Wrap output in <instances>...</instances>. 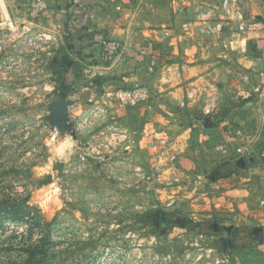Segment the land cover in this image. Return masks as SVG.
<instances>
[{
	"label": "rangeland",
	"instance_id": "rangeland-1",
	"mask_svg": "<svg viewBox=\"0 0 264 264\" xmlns=\"http://www.w3.org/2000/svg\"><path fill=\"white\" fill-rule=\"evenodd\" d=\"M42 1L34 13L38 0H0V200L26 198L48 225L3 219L0 264H264L252 234L262 229L264 239V155L237 140L227 164L251 178L245 192L226 193L219 175L221 135L251 121L244 102L256 84V39L249 35L264 0H242L244 31L232 21L214 30L215 0H192L177 12L165 0H142L133 25L166 17L176 42L152 54L136 40L142 59L125 80L109 67L117 53L105 58L101 43L86 40L75 47L67 21L50 20ZM103 39L119 51L116 38ZM134 89L144 92L134 103L118 98ZM204 116L221 121L217 131L201 125L203 136L217 137L187 140ZM68 136L73 148L54 157L51 149ZM247 215L253 219L243 226ZM44 230L48 250L34 260L29 248H41Z\"/></svg>",
	"mask_w": 264,
	"mask_h": 264
},
{
	"label": "crops",
	"instance_id": "crops-1",
	"mask_svg": "<svg viewBox=\"0 0 264 264\" xmlns=\"http://www.w3.org/2000/svg\"><path fill=\"white\" fill-rule=\"evenodd\" d=\"M165 1H167V4L172 8L171 10H173V12L182 9L187 3L189 4L188 7H192V0ZM213 1L214 0H208V2H212L210 4H213ZM38 2L45 3L42 0H38ZM46 2L48 7L47 10H49L48 17H50V20L58 21V19H60L61 21H67L66 29L70 32V43L75 47L83 44V41L85 40L90 42L91 47L99 46L101 38H116L119 41L121 47L114 56V59L110 62L109 67L112 72L119 74L123 80L133 79L135 72L137 71V64L142 59V51L133 49L136 40L140 39L138 42L145 46L144 50L150 51L152 54H156L157 51L162 53L164 50L170 49L172 42H176L172 41L174 39L173 35L169 37V32L173 31L174 28L171 21L166 19V17L161 21H157L156 24L154 22L145 27L143 25H140V27H135V25H133L135 23L133 20H136L135 15L143 11L144 5L142 4V0H46ZM254 16L252 26L255 31L251 32L249 36H253V39H256V42L252 41L253 48L256 51V54L253 57V63L256 64L255 71L253 72V76H256V84L248 88L251 92V98L244 102L245 108L248 109L247 119L248 115H250L249 118L251 121L246 123V126H241L240 130L232 128L231 131L227 130V136L222 134L221 129H218L223 138V142H220L219 144L221 152L219 157H221L222 160H225L220 168L219 175L224 176L223 182L226 183L228 187L226 193L231 194L238 192L239 189L242 190L247 188L250 184L249 180L251 179L249 177L239 178L238 171H235L238 170L234 167L235 165L232 164V162L227 164V160L230 157L235 156L238 149L236 147L237 140H244L243 144L245 145H243V148L250 146L255 155H264V149H261V138H264V8H255ZM60 28L62 27L60 26ZM138 47L140 48V46ZM159 52H157V54ZM158 60L159 59L156 61ZM257 64H261V67ZM125 68L127 69L125 70ZM209 119L210 117L204 116L194 120L192 128L189 130V134H186L187 140L192 137L197 138L198 136L200 140L202 139L200 138L203 136L201 133V125L205 127V129L217 131V124L221 123V121L211 123ZM227 126H232L231 122H228V120ZM234 132L238 134L240 133V136H235L233 134ZM204 136L211 140L217 137L216 134L210 137L207 135V132H205ZM244 170H248L247 166H245ZM241 180L245 181L243 182ZM245 196L247 195L245 194ZM262 197H264V194ZM261 202L264 204V199L261 200ZM239 205L241 210L243 209L242 213H244V208L248 206V203H239ZM252 210L253 209L245 210V213ZM258 212L261 213L259 210ZM242 217L243 221L241 223L244 224L243 226H248V223H251L250 218L253 219L248 215L247 217ZM258 221L262 222L261 226L264 228V219L259 217ZM255 240L257 241L256 244L259 245L258 248L261 249L259 255L264 262L263 235L261 241H259V239Z\"/></svg>",
	"mask_w": 264,
	"mask_h": 264
},
{
	"label": "built area",
	"instance_id": "built-area-1",
	"mask_svg": "<svg viewBox=\"0 0 264 264\" xmlns=\"http://www.w3.org/2000/svg\"><path fill=\"white\" fill-rule=\"evenodd\" d=\"M217 1L214 7H211L212 13L216 10L220 13V19L216 22L214 30H221L225 25L229 24V21L235 23L239 29L245 30L244 24V15L241 9V2L242 0H215ZM43 4L37 2L34 4L33 12L40 11L42 9ZM103 56L105 58H111L113 55L117 53L118 44L113 40H105L100 39ZM138 85L135 84V87ZM118 98L121 100H128L131 103H134L138 99L142 98L144 92H140L139 90H131V91H121L117 92Z\"/></svg>",
	"mask_w": 264,
	"mask_h": 264
},
{
	"label": "trees",
	"instance_id": "trees-1",
	"mask_svg": "<svg viewBox=\"0 0 264 264\" xmlns=\"http://www.w3.org/2000/svg\"><path fill=\"white\" fill-rule=\"evenodd\" d=\"M56 62L60 63L61 65L66 63V58L63 57L62 60L56 59ZM48 180V179H47ZM9 198V199H8ZM3 219H8L12 222H24L29 223L30 226L38 228L46 227L48 225L41 223V215L39 214V211L31 206L26 198H21L14 200L10 197H5L4 199L0 200V225H2ZM43 241L41 248L37 250H31L32 251V257L34 260H39V258L34 257L36 254H42L43 256L46 255L48 250V244H49V237L48 232L43 231V235H41V238L39 240ZM33 249H36L38 247V244L33 245ZM33 251H36L35 253Z\"/></svg>",
	"mask_w": 264,
	"mask_h": 264
},
{
	"label": "clouds",
	"instance_id": "clouds-1",
	"mask_svg": "<svg viewBox=\"0 0 264 264\" xmlns=\"http://www.w3.org/2000/svg\"><path fill=\"white\" fill-rule=\"evenodd\" d=\"M55 137H53V142ZM74 146V142L71 137L68 136L64 138L58 145H56L52 150L54 157H63L67 151H70ZM55 191H59L56 189Z\"/></svg>",
	"mask_w": 264,
	"mask_h": 264
},
{
	"label": "water",
	"instance_id": "water-1",
	"mask_svg": "<svg viewBox=\"0 0 264 264\" xmlns=\"http://www.w3.org/2000/svg\"><path fill=\"white\" fill-rule=\"evenodd\" d=\"M212 227H214V229L217 230V227H216L215 224ZM261 233H262V230L261 229H255L253 231L254 238L259 239V241H261V238H262V234Z\"/></svg>",
	"mask_w": 264,
	"mask_h": 264
},
{
	"label": "bare ground",
	"instance_id": "bare-ground-1",
	"mask_svg": "<svg viewBox=\"0 0 264 264\" xmlns=\"http://www.w3.org/2000/svg\"><path fill=\"white\" fill-rule=\"evenodd\" d=\"M3 8H4V10H6L4 6H3Z\"/></svg>",
	"mask_w": 264,
	"mask_h": 264
}]
</instances>
